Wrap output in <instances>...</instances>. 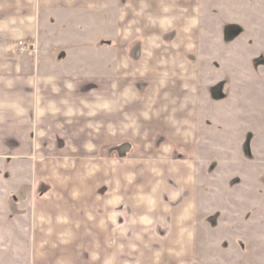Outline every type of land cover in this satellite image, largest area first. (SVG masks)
I'll use <instances>...</instances> for the list:
<instances>
[{"label":"crops","instance_id":"1","mask_svg":"<svg viewBox=\"0 0 264 264\" xmlns=\"http://www.w3.org/2000/svg\"><path fill=\"white\" fill-rule=\"evenodd\" d=\"M205 1L0 0V159L32 164L30 264L192 263V171L143 190L126 161L193 153Z\"/></svg>","mask_w":264,"mask_h":264},{"label":"rangeland","instance_id":"2","mask_svg":"<svg viewBox=\"0 0 264 264\" xmlns=\"http://www.w3.org/2000/svg\"><path fill=\"white\" fill-rule=\"evenodd\" d=\"M202 3L193 153L129 144L127 170L143 190L163 167L192 171L191 264H264V3ZM32 177L30 161L0 159V264H30Z\"/></svg>","mask_w":264,"mask_h":264},{"label":"built area","instance_id":"3","mask_svg":"<svg viewBox=\"0 0 264 264\" xmlns=\"http://www.w3.org/2000/svg\"><path fill=\"white\" fill-rule=\"evenodd\" d=\"M32 49L33 52H36V48L35 47H32L30 45H27L25 42L21 41L19 43V52L20 53H25L27 52L28 50Z\"/></svg>","mask_w":264,"mask_h":264}]
</instances>
